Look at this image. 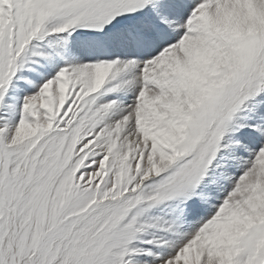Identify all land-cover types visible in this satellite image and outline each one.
I'll return each mask as SVG.
<instances>
[{
    "label": "snow or ice",
    "instance_id": "obj_1",
    "mask_svg": "<svg viewBox=\"0 0 264 264\" xmlns=\"http://www.w3.org/2000/svg\"><path fill=\"white\" fill-rule=\"evenodd\" d=\"M0 264H264V0H0Z\"/></svg>",
    "mask_w": 264,
    "mask_h": 264
}]
</instances>
